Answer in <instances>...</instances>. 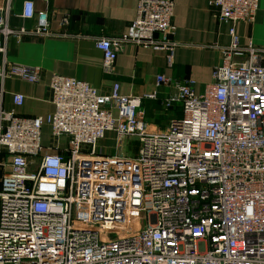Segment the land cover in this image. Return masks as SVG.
Here are the masks:
<instances>
[{"label": "built area", "instance_id": "obj_1", "mask_svg": "<svg viewBox=\"0 0 264 264\" xmlns=\"http://www.w3.org/2000/svg\"><path fill=\"white\" fill-rule=\"evenodd\" d=\"M11 2L0 0V264H264V49L242 46L236 30L254 22L260 0L211 1L231 24V42L202 95L192 80L157 77L177 88L165 107H181L160 131L150 130L141 98L122 95L119 83L100 94L57 74L53 113L5 110L7 79L42 78L39 67L8 60L7 40L52 35L47 9L36 12L30 0L21 16L36 27H10ZM174 11L172 0H140L127 33L96 41L105 71L128 43L164 51L171 64ZM24 100L13 97L16 106ZM108 132L118 148L134 138L137 154H106Z\"/></svg>", "mask_w": 264, "mask_h": 264}, {"label": "crops", "instance_id": "obj_2", "mask_svg": "<svg viewBox=\"0 0 264 264\" xmlns=\"http://www.w3.org/2000/svg\"><path fill=\"white\" fill-rule=\"evenodd\" d=\"M25 1L12 0L8 11L10 27H36V19L26 20L21 16ZM30 1L36 12L47 9L52 35L7 40L10 62L39 67L42 72L38 83L13 78L5 81L3 108L21 117L34 118L54 112L50 81L52 75L57 74L88 82L100 94L109 93L114 84L119 83L122 95L141 98V111L150 130H166L171 119L181 116V107L178 104L169 109L165 107L167 99L177 93V88L174 84L158 85L157 77L163 75L175 83L192 80L195 92L202 95L213 82L214 68L221 63V48L231 42V24L218 19L210 5L212 0H172L177 45L173 62L169 63L168 53L164 51L128 43L119 53L112 71L106 72L104 56L96 47V41L119 38L127 33L137 16L140 0ZM2 3L6 6L7 0ZM66 13L69 23L64 26ZM236 30L242 46L252 42L257 48L264 49V0H260L254 22H240ZM0 39L4 40L1 35ZM16 94L25 97L21 106L14 104ZM149 94H156V97L149 98ZM109 141L111 145H117L116 133L108 132L100 144L106 154L116 155L107 150L105 144Z\"/></svg>", "mask_w": 264, "mask_h": 264}, {"label": "rangeland", "instance_id": "obj_3", "mask_svg": "<svg viewBox=\"0 0 264 264\" xmlns=\"http://www.w3.org/2000/svg\"><path fill=\"white\" fill-rule=\"evenodd\" d=\"M43 144L45 145H52V137H51V133H50V130L46 129V127L43 129ZM66 141V138H62V142L64 143ZM112 142H107L105 145L108 146V149L110 152L112 153H115L116 155H126V156H129V155H132V156H135L137 154V144L136 142L134 141V138L133 139H126V141H124L121 145V147H117V145H111ZM112 147V148H110ZM113 149V151H111ZM106 237L108 238H111V239H115L117 236L116 235H112V236H107Z\"/></svg>", "mask_w": 264, "mask_h": 264}]
</instances>
